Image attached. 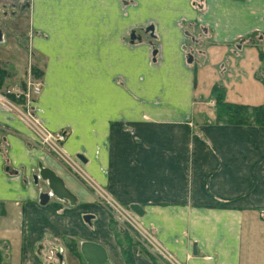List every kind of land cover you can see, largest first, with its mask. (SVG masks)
<instances>
[{"label":"crops","instance_id":"crops-1","mask_svg":"<svg viewBox=\"0 0 264 264\" xmlns=\"http://www.w3.org/2000/svg\"><path fill=\"white\" fill-rule=\"evenodd\" d=\"M11 1L23 3L29 29L41 34L34 37L33 46L44 61L43 87L33 106L50 131L66 132L64 150L83 155V168L104 188L108 186L107 192L119 204L141 206L140 223L181 262L264 264V248L244 237V222L264 212V127L232 126L240 130L234 135L239 144L233 166L226 165L227 151L220 148L226 134L161 131L131 136L121 130L131 124L139 129L172 126L190 116L195 81L183 53L184 22L209 30L222 46L239 38L264 37V0ZM14 14L11 11L12 18L18 15ZM3 19H8L5 13ZM1 21L4 48L10 40ZM132 23L144 25L145 33L159 44L151 50V65L145 45L133 49L141 59L133 70L136 76L131 70ZM149 27L152 31H147ZM124 34H130L129 43L122 39ZM18 40L10 41V51L24 50ZM64 45L77 48L74 53H56ZM7 55L0 59L7 73L2 88L16 84L6 67ZM254 85L250 81L251 98L246 102L228 100L262 104L263 87L260 84L262 91H257ZM244 140L251 144L249 151ZM46 159L24 125L0 107V217L15 213L27 248L31 237L72 236L80 243L101 244L112 264H125L106 231V213L85 201L86 195L56 160L48 161L56 169L45 166L64 180L76 205H38L33 175ZM115 173H123L122 180L116 181ZM84 215L93 216L89 228L82 222ZM134 261L150 264L137 249Z\"/></svg>","mask_w":264,"mask_h":264},{"label":"rangeland","instance_id":"rangeland-1","mask_svg":"<svg viewBox=\"0 0 264 264\" xmlns=\"http://www.w3.org/2000/svg\"><path fill=\"white\" fill-rule=\"evenodd\" d=\"M2 1L4 3V6L2 4L0 5V20L2 19V24L6 23L5 27L8 33V40H18L17 36L16 38L14 37L17 34L19 36V46L24 50H22V52L21 50H19V52L18 49L17 51L13 52L10 51L8 49V45L11 42L8 41V45L4 48H1L0 46V59L5 58L6 54H8V61L5 59L4 60L6 63V67L9 70L14 81H16V84H20L23 81L22 79H24V68L26 67V74V70L29 65L31 66L32 74L34 75L33 77L37 79V81L42 82L41 66L43 65L44 61L41 53H37L36 48L33 46L34 37L38 35L41 36V34H37L34 32V30L29 29V16L26 8L21 6L23 3L21 4V2L19 1L12 2L11 0ZM194 1H196V4L199 3V0ZM131 2L132 4H134V0H132ZM2 7L4 9H2ZM11 11H14L15 14L18 15L14 16L15 18H12ZM4 13L8 17L7 20L3 19ZM181 27L183 38L182 45L185 48L183 53L185 55V59H188V57H190L192 60L191 63L187 62V66H190V69L194 73L195 81L194 94L191 101L192 109L190 116L185 119V121L173 124L172 126L157 125L139 129L138 127L136 128L133 124H131L129 126L126 125L121 130L123 133L129 134L131 136L141 132L154 133L161 131L175 133H193L201 135L226 134V140L221 141L222 146L220 148L226 149L227 151V155L225 157L226 165L233 166L235 162L234 149H238L236 145L239 144V142L235 141L234 135L236 133H239L240 130H238V128H232V126L237 125L227 124L225 123L224 119H222L223 121L219 122L216 119L218 117L217 100L219 98L217 95L220 91L224 96L223 99H225L226 101L234 103V101L228 100L232 99L240 102H246V100H248V97L251 98L250 81L255 83L253 87H255L257 91H262L260 84L261 80H264V37L254 35L249 39L240 40L241 38H239L236 39V42H232V44L230 45L222 46L217 44L213 40L214 35L212 32H210L209 30H203L202 26H200L199 24L184 22ZM131 32L133 35H135L132 42L129 41L130 34H124L122 39L126 43L130 42L132 48L131 70L132 74H134L133 70H135V68H138L137 66L140 63L141 59L139 57V51H133V49H138L139 46L145 45L151 65V50L158 49L159 44L155 39L150 37L148 33H145L144 25H133ZM1 44H5V42L3 41L2 43H0V45ZM83 47L89 48V46L85 45ZM76 48V45L60 46L58 47V51H56V53H74ZM86 65H90V58L86 59ZM33 70H35L36 76ZM89 74L87 75L89 76ZM256 89L253 88V91H255ZM245 131L246 128H244V132ZM243 145L244 148L248 151L252 149L250 142H246L244 140ZM208 148L212 149L211 143H209ZM41 149L43 152H45V149H43L42 147ZM45 153L47 155V159L42 165L46 167L45 164L48 163L49 166L54 167L55 165L48 161L49 159H51L52 161L56 160L59 165L62 166L60 167L58 165V167L62 171L65 170V172L68 173V175L72 178L73 182L76 184V187H78L76 189L83 191L82 193L86 195L85 201L93 203L104 210V212L106 213L105 225L107 227L106 231H108L109 233L108 235L114 238L119 248L121 246L120 244H118V241L122 242L121 245L123 247H126L127 244L124 241L126 239L125 235L129 236L127 234V231L130 233L131 231H129L126 226L117 219L116 214L111 211L112 209L106 205V202L100 198L99 194L93 188V186L95 185L104 188L103 184H100L94 177H92L88 170L83 168V164L76 158V155L67 153L65 150L64 158L57 157L56 155L48 152ZM51 157L54 159H52ZM70 159L71 161L80 165V168L82 169V171L79 172L80 174L75 173L69 166L68 163L70 162ZM248 161H250V159H248ZM54 169H56V167H54ZM34 173L38 174V170L36 169ZM122 175L123 173L113 174L116 181L122 180ZM34 186L37 192V203L38 205H40L39 194L46 190V184L41 179H39L37 183L34 184ZM107 187L108 186L105 185L104 189L106 190V193L110 195L107 192ZM227 192H231V194L233 193L232 191ZM49 202H60L62 203V205L65 204V206L68 208L74 207L76 205H70L67 201L57 199L53 196H51ZM0 213H2L1 210ZM15 216V213H6L0 217V255L2 259L1 264H7L9 262L11 264H58V262L60 261L64 264H74L75 261L77 263L84 261L79 252L80 240L72 238V236H55L54 238H51L44 235V237H38L36 239L31 237L29 238V240L27 239L29 241L28 243L30 244V248H27L28 245H24L26 239L25 233L22 235L21 240V233L17 230L19 223L15 219ZM261 218H264V212H260L259 216L257 214H254L253 221L248 220L249 222H244V237H250L253 241H255L259 248H264V219ZM82 222L87 226V228H89L88 226L90 225H88L83 220V218ZM98 227H103V223L101 221H99ZM130 241V251L133 255V259L135 249H137L138 254L142 255L145 260L148 261V263L165 264L162 258L160 260V258L155 255L149 249V247L146 246V244H144L142 240L135 235L130 238ZM74 245L77 246L79 252L77 254H74L71 250ZM6 255H8L7 257L9 258H7ZM59 258H61V260Z\"/></svg>","mask_w":264,"mask_h":264},{"label":"built area","instance_id":"built-area-1","mask_svg":"<svg viewBox=\"0 0 264 264\" xmlns=\"http://www.w3.org/2000/svg\"><path fill=\"white\" fill-rule=\"evenodd\" d=\"M31 66L29 65L25 80L21 84H12L0 89V107L10 114L14 115L31 134L32 139L45 152L64 158L63 143L66 140L65 132L50 131L39 119L36 108L33 106L35 100L42 91V82L33 77ZM72 170L80 174L82 171L80 165L71 161L68 163ZM83 177V176H82ZM87 181V180H86ZM100 198L111 208L118 220L126 226L136 237L142 240L149 249L162 258L165 264H185L171 255L154 235L147 230L128 207L119 204L106 190L98 185L93 186Z\"/></svg>","mask_w":264,"mask_h":264},{"label":"water","instance_id":"water-1","mask_svg":"<svg viewBox=\"0 0 264 264\" xmlns=\"http://www.w3.org/2000/svg\"><path fill=\"white\" fill-rule=\"evenodd\" d=\"M150 30L152 31L151 27L147 29V31ZM131 40H134L133 34ZM1 41L2 32L0 30V42ZM154 54H156V51H153V55ZM191 61V58L188 57L187 62L191 63ZM76 158L81 163H86V158L83 155L77 154ZM37 168L38 174L33 176L34 184L41 179L46 184L48 190L47 192H41L39 194L40 205L45 206L49 202L51 196L67 201L70 205L76 204V196L66 187L64 180L58 176L53 169L44 167L41 163H38ZM129 209L139 217L144 214L142 207L137 204H130ZM82 218L91 226V220L93 219L92 215H84ZM79 252L86 264H112L108 258L106 249L99 243L82 241L79 246ZM59 259L61 260V258Z\"/></svg>","mask_w":264,"mask_h":264},{"label":"trees","instance_id":"trees-1","mask_svg":"<svg viewBox=\"0 0 264 264\" xmlns=\"http://www.w3.org/2000/svg\"><path fill=\"white\" fill-rule=\"evenodd\" d=\"M34 74H35V70ZM36 76V74H35ZM7 77V73L5 69L0 65V89L2 88L3 81ZM261 85L264 91V80H261ZM219 98L217 100L218 104V117L216 118L219 121H223L230 125H239V126H256V127H264V102L260 105L249 106L242 103H232L223 99L222 93L219 91ZM127 235H125L126 247H123L122 242L118 241L121 248V254L125 264H135L133 259V255L130 251L131 241L130 238L134 236V234L127 231ZM74 254L79 253L77 246H73L71 248Z\"/></svg>","mask_w":264,"mask_h":264},{"label":"flooded vegetation","instance_id":"flooded-vegetation-1","mask_svg":"<svg viewBox=\"0 0 264 264\" xmlns=\"http://www.w3.org/2000/svg\"><path fill=\"white\" fill-rule=\"evenodd\" d=\"M34 175H36V173H34ZM33 175V176H34ZM48 190H47V188H46V190L45 191H43V192H47ZM0 210H2V209H0ZM0 215H1V213H0ZM6 245V244H5ZM6 247H7V245H6ZM8 248V247H7ZM1 254V253H0ZM8 255H6V257H7ZM7 258H9V257H7ZM2 263V259H1V255H0V264ZM60 263H62V264H64L63 262H58V264H60ZM7 264H11L10 262L9 263H7Z\"/></svg>","mask_w":264,"mask_h":264}]
</instances>
